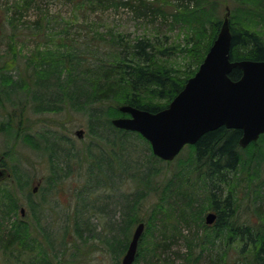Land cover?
I'll return each mask as SVG.
<instances>
[{"label": "rangeland", "instance_id": "1", "mask_svg": "<svg viewBox=\"0 0 264 264\" xmlns=\"http://www.w3.org/2000/svg\"><path fill=\"white\" fill-rule=\"evenodd\" d=\"M127 1L0 0V19L4 21V26L0 28V67L11 64L15 74L22 72L27 76V82L33 83L34 79L26 72V63H32L31 67L43 66L48 77H51L50 70L66 53L72 51L70 40L79 43L83 38L92 37L95 39L92 41L97 42L100 36L106 38L109 34L127 35L130 40L142 36H167L168 45H179L184 40L187 23L198 18L197 15L205 18H199L196 22L205 19L203 24H207L208 19L214 17L223 23L228 19L231 28L249 27L264 39V23L260 22L253 28L249 10L252 4L264 0H217L218 4L209 3L205 12L198 11L197 15L195 12V17L189 21L186 20V13H180L177 20L173 14L174 19L167 15L170 21L164 22L161 18L153 24H149L150 15L142 16L140 12L145 10L148 3L163 0H132L133 6L129 5L130 2L128 5L123 4ZM160 5L168 13L183 12L176 10L173 5ZM137 8H140L138 13ZM233 16L236 17L235 22ZM212 31L211 22L203 29L205 35L202 38H209ZM187 62L185 54H180L172 61L164 60L167 66L180 71ZM50 79L43 81V86H48L47 98L54 87L60 90L57 86L61 85V79L65 80V75L58 82ZM78 84L81 89L85 87L84 82ZM30 93L27 91V94ZM24 102L20 106L0 104V159L10 174V180L0 182V191L16 190L19 204L16 213H5L1 220L8 229L13 227L19 230L24 225H31L27 228L29 235L24 245L27 251L23 261L18 260L17 264H121L126 249L122 251L106 247V242L101 241L106 233L101 232L103 218L108 215L120 222L124 201L134 198L138 192H145L141 212L137 214L146 225L156 204L166 209L167 213L178 216L181 207L179 202L184 200L178 199L177 192L167 185L169 179L177 176L181 170L190 178L188 186L193 188L196 195L193 197V193L185 189L182 194L194 202L189 208L193 216L179 220L178 231L168 233L165 249L161 247L164 241L158 233L159 228L153 221L150 222V229L145 230L140 241L139 257L135 264H211L209 258L218 252L229 256L228 264H242L238 255L241 239L234 238V235L230 238L229 234H226L224 241L211 239L215 224L205 228V222L202 224L200 219L203 217L205 221L208 213L219 215L220 212L211 207L210 191L214 193L221 190L237 198L236 209L229 218L230 224L235 228L246 225L259 229L264 222V210L258 215L254 205L264 185V156L260 154L264 136L260 137L259 143L241 149L244 165H240L236 172L229 173L227 183L221 182L220 189L214 187L211 190L210 183H214L206 180V168L196 163L193 145L186 146L174 161L165 162L151 158V148L149 150L140 138L124 140L136 148L129 155L131 167L120 170L119 174L107 181L102 180L101 172L94 167L89 155V151L97 146V140L89 131L87 102L72 101L71 97L63 96V102H45V112L36 111L32 98ZM153 103L165 102L154 100ZM110 110L114 111L113 108ZM100 120L101 125L95 134L98 135L99 131L101 135H111L110 130L104 128L106 122L102 117ZM80 129L85 131L82 139L75 134ZM61 140L64 144L57 147L63 151L59 153L54 147L55 142ZM68 154H74L79 162L77 159V163L70 162ZM157 167L162 171L148 179L146 175L149 168L154 170ZM197 178L201 180L196 183ZM13 179L19 184L18 189ZM102 182L105 183L102 185ZM36 187L38 190L34 193ZM22 208L25 209L24 216L21 215ZM194 208L200 209V212L205 210L204 214H195ZM89 211L97 214L86 221ZM137 224L131 229V235ZM172 224L175 223L170 222L168 225L171 229ZM189 240L194 241L193 245H190ZM156 244H159L158 247ZM188 257H193V262L190 263ZM10 262L0 256V264H14Z\"/></svg>", "mask_w": 264, "mask_h": 264}, {"label": "trees", "instance_id": "2", "mask_svg": "<svg viewBox=\"0 0 264 264\" xmlns=\"http://www.w3.org/2000/svg\"><path fill=\"white\" fill-rule=\"evenodd\" d=\"M183 1L184 0H177L173 3L172 0H163L162 2L157 1L148 3V6H146V4L144 5L146 6L145 10H141L140 14L142 16L163 15L164 17L170 15L172 18L173 14H175L174 17L177 20L178 14L186 13V20L189 21L192 17H195V12L196 15L198 11L205 12L209 3L213 5L218 4L217 0H194L197 5L190 10H186L183 7ZM231 1L233 0H229V2ZM237 2L242 1L237 0ZM160 3L163 5H173L176 10L183 12L168 13L164 10L165 7L161 6ZM123 4L133 6L132 0H128ZM252 5V7H248L252 15L251 22L254 28L260 25V22L264 23V2L258 1V3ZM138 9L140 8L136 9L137 13L140 11ZM213 9H215L214 6ZM197 16L198 18L196 17L195 20L205 18H201L199 15ZM235 18L236 17L233 16V21ZM176 20L174 21L176 22ZM195 20L187 23V31L184 40L179 45H168L167 36H164V38L142 36L130 40L127 35L109 34L106 38L100 36L98 38L100 40L97 42H94L95 39L92 37L83 38L79 43L70 40L72 51L66 53L58 62L60 77L65 73V84L62 85L61 83L60 90H57V94L52 97V102L50 104L54 102H63V96L71 97L72 101L75 99V101L78 102L88 103L86 115L89 120V131L92 137L97 140V146L89 151V155L90 158L92 157L93 159L91 162L94 167L101 172L102 180L110 181L111 176L119 174L122 169L131 167L129 155H132L133 150H136V148L126 144L124 140L130 138L137 140L140 138L143 140V138L136 133L119 130L112 126L111 118L123 115L119 109L120 106L127 104L150 112H158L166 108L183 90L186 82L195 75L203 62L218 35L222 23L221 20L219 21L214 17L208 19L209 22L207 24L212 22L213 31L209 35V38H202L205 35L203 29L207 24H203L205 19L199 22ZM3 22L2 19H0V28L4 26ZM244 28H231L233 38L231 60L264 61L263 37L249 27ZM180 54H185L188 59L183 70L174 69L164 63V60L172 61L177 59ZM31 66L32 63H26V72L34 79L33 85L37 86V88H41L39 85L44 79L42 74L44 67ZM38 67L40 70H38ZM12 68L13 66L11 64H4L0 67V97L1 95L3 96L2 100H0V104L4 103V101L11 103L13 102L12 98L14 95L21 97L23 91L30 89L27 76L22 72L15 74L13 70H11ZM50 71L55 74V71ZM45 76L48 77V73ZM230 76L233 80H238L241 78L242 72L238 69H234ZM81 82L85 83V87H82V89L78 84ZM33 98H39L37 103L40 107H38L36 111H47L46 106L43 104L46 100L44 94L34 96ZM154 100L164 101L165 103L155 104L153 103ZM110 108H113L114 111H111ZM100 117L106 122L104 128H108L114 136H112V134L106 135L105 133L101 135L99 131L98 135L95 134V131L98 130V127L101 125ZM241 136L242 131L240 130L220 127L217 130L205 133L193 146L195 149L196 163L206 168V180H212L214 183V185L210 183L211 190H213L214 187L220 189L221 182L227 183L229 173L237 170L240 165H244L242 163V148L239 147ZM63 144L61 140L55 142V147H53L55 150L58 149L60 153L63 151L62 148H60ZM144 144L150 150L148 142L145 141ZM57 145H60V147H57ZM262 149L260 154L264 156L263 142ZM150 154L151 158L156 159L151 152ZM67 158L70 162H76L75 159H77V161L79 159L74 156V154H68ZM1 167L4 168V164L0 159V168ZM243 168L245 169V166ZM161 171L162 170L158 167L154 170L149 168V173L146 176L148 179H151ZM224 171L225 173H223ZM8 180H10V178ZM195 180L197 183L201 178ZM13 181L17 184L16 188L18 189L19 184L16 182V179H13ZM189 181L190 178L187 177L186 173L182 170L177 176L170 178L168 181V188L172 187V189L177 192L178 199L184 200L183 202H179L181 203V207L178 216L167 213L166 209L156 204V209H154L150 219L147 221L145 230L150 229V222L153 221L155 226L159 228L158 233L161 234L162 241H164L163 245H166L168 233H170V231H172V233L178 231L179 220L181 218L187 219L191 216L189 208L193 206L194 202L188 200L186 196H182V194L185 193V189L187 192L191 191L193 197H196L193 188L188 186ZM0 182L2 183L4 181L0 180ZM104 183L102 182V185ZM11 186L13 187L14 185ZM154 187L152 189H154ZM104 190H107V188H104ZM165 191L166 190H164V192ZM259 191L256 197V204L254 205L256 214L258 215L260 214L258 212L264 210V185L261 186ZM138 193L141 194L138 195ZM138 193L135 194L134 198H126L124 201L125 203L122 207L120 222L113 220L108 215L103 218L104 225L101 232L105 231L106 233L102 236L103 238L101 241L102 243L106 242V247L110 246L117 250L124 251L132 236L131 229L136 223L143 222L140 220L137 213L141 212L140 206L142 205V198L145 192ZM210 196V199H212V209L220 212L218 221L212 228L215 230V233L211 239L218 238L224 241L226 234H229L230 238H232L233 235L234 238L239 237L242 241V245L239 248L238 255L242 260V264H264V222L259 229L246 225L235 228V226H232V223L230 224L229 218L232 217L236 209V196L232 194L226 195L221 190L214 193L210 191ZM17 199L16 190L9 189L0 191V256L2 258L5 257L7 260L11 261L10 263L14 264H17L18 260H22L25 251H27L24 245L27 241L26 236L29 235V230L27 228L31 226L24 225V227L19 230H15L13 227L12 229H8L1 220V217H4L5 213L17 212L19 208ZM194 209L195 214H204L205 210L200 212V209ZM95 214H97V212L89 211V219L86 221H89L91 216L93 217ZM262 216L263 215L259 216V221H261ZM202 219L203 217H201L200 222L204 224L205 221ZM170 222L175 223L172 224L173 229L168 227ZM204 226L208 228L207 225ZM189 243L193 245L194 241L189 240ZM158 245L159 244H156V247H158ZM228 257L226 253L218 252L216 255L209 258V260L212 261V264H228ZM188 260L190 263L193 262V257H188Z\"/></svg>", "mask_w": 264, "mask_h": 264}, {"label": "water", "instance_id": "3", "mask_svg": "<svg viewBox=\"0 0 264 264\" xmlns=\"http://www.w3.org/2000/svg\"><path fill=\"white\" fill-rule=\"evenodd\" d=\"M232 34L225 19L196 74L163 110L153 113L138 107L123 106L129 114L112 120L113 126L141 134L152 147L154 155L172 161L187 144L220 127L242 131L239 145L247 147L264 133V61L231 60ZM242 72L238 80L230 74ZM84 130L76 135L82 139ZM37 190V189H35ZM210 213L206 222L214 223ZM145 224L135 229L122 264H133Z\"/></svg>", "mask_w": 264, "mask_h": 264}, {"label": "bare ground", "instance_id": "4", "mask_svg": "<svg viewBox=\"0 0 264 264\" xmlns=\"http://www.w3.org/2000/svg\"><path fill=\"white\" fill-rule=\"evenodd\" d=\"M154 1V0H153ZM177 1V0H176ZM183 7L186 9V10H190L191 8H193L194 6H196L197 5V3H196V1H194V0H184L183 1ZM151 20L149 21V24H153L154 22H157L159 19H161L162 18V21H164V22H168V21H170V19L169 18H167V17H161V16H158V15H154V16H152V15H150V17H149ZM136 38H138V37H136ZM58 64H56L53 68H52V70L53 71H55V74L54 73H52L51 74V77H47V76H45L46 74H47V72L45 71V70H43L42 71V74H43V77H44V79H50V78H52L53 80H55V82H58L59 81V79L61 78L60 77V71H58ZM58 71V72H57ZM65 73H63V75H64ZM56 75H59V77H55V78H53L54 76H56ZM44 79L41 81V84L39 85L41 88H37V86H35V85H33V83H30V89L29 90H25V91H23L22 92V94H21V97H18L17 95H14V97L12 98V101L13 102H5L4 101V103H5V105H10L11 106V104H13V105H15V106H20L21 104H22V102L25 100V102L24 103H26L27 101H30V98H32L33 100H34V104L36 105V107L38 108V107H40V105H37L38 103H37V101L39 100V98H33L34 96H37V95H40V94H44V97H45V95L47 94V91H48V89L46 88V87H48V86H46V87H44L43 85V81H44ZM51 80V79H50ZM188 82V81H187ZM186 82V83H187ZM61 83H62V85H64L65 84V82H64V80H62L61 79ZM186 85V84H185ZM61 86V85H60ZM60 86H57V88L59 87L60 88ZM41 90H43V91H41ZM53 92L49 95V97L47 98V97H45L46 98V100L44 101V103L43 104H45V102H47V101H49V102H47V103H51L52 102V97L55 95V94H57V90H56V87H54L53 89ZM27 91H29V92H31L30 94H27ZM33 91V92H32ZM2 98H3V96L1 95V97H0V100H2ZM4 105V106H5ZM123 106H131V107H134V106H132V105H127V104H125V105H122V106H120V111H121V107H123ZM200 139V138H199ZM189 204V203H188ZM191 208V207H190ZM210 213H208L207 215H206V217H205V224L207 225V226H211V225H214V224H216V222L218 221V217H219V215L217 214V213H214L215 215H216V219H215V221H214V223H212V224H208L207 222H206V218H207V216L209 215ZM193 216V214L191 213V216H189V217H192ZM201 225V224H200ZM142 239V238H141ZM141 239H140V241H141ZM139 244H140V242H139ZM162 247H163V249H165V246L164 245H162ZM124 256H125V254L123 255V257H122V260H123V258H124ZM138 257H139V245H138V250H137V255H136V258H135V261L133 262V264H135L136 262H137V259H138ZM122 260H121V264H122ZM210 263L212 264V261H210Z\"/></svg>", "mask_w": 264, "mask_h": 264}]
</instances>
